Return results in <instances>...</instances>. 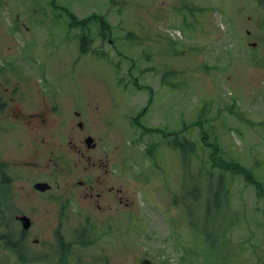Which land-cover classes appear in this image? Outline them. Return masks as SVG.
Instances as JSON below:
<instances>
[{
    "label": "rangeland",
    "instance_id": "obj_1",
    "mask_svg": "<svg viewBox=\"0 0 264 264\" xmlns=\"http://www.w3.org/2000/svg\"><path fill=\"white\" fill-rule=\"evenodd\" d=\"M67 12L102 14L112 44L99 24L70 28ZM0 18L9 90L15 76L32 84L44 73L74 103L81 93L95 99L103 139L120 144L117 170L129 176L116 182L134 199L115 215L92 213L93 224L84 212L42 204L25 259L0 245V264H52L59 221L62 236L89 238L78 248L87 264H264V189L213 166L202 142L216 147L223 167L245 166L264 186V0H0ZM82 33L93 42L79 56ZM29 88L33 103H10L40 108ZM177 130L181 147L163 137ZM11 132H0L6 161L24 154L15 141L25 130ZM7 233L17 229H0Z\"/></svg>",
    "mask_w": 264,
    "mask_h": 264
},
{
    "label": "flooded vegetation",
    "instance_id": "obj_2",
    "mask_svg": "<svg viewBox=\"0 0 264 264\" xmlns=\"http://www.w3.org/2000/svg\"><path fill=\"white\" fill-rule=\"evenodd\" d=\"M0 19L1 31L6 34L8 30L3 24L5 19ZM7 48L8 45L4 44L1 50L5 49L7 52ZM8 66L7 53H4L0 59V132L12 131L14 134L15 131L25 130L26 135L15 141V146L24 149L20 158L6 161L0 157V229H17L14 236L8 233L0 236V245H18L20 252L12 251L23 260L28 231L34 225V215L42 204L53 203L54 209L61 213L67 210L76 214L84 212L86 222L93 224L92 213L112 216L120 207L130 208L134 199L125 195L121 183L116 182V179L122 182V179L129 176L122 175L117 170L121 164L120 144L113 141L111 145H107L103 139V130L108 129L98 126L101 119L97 115L101 114L99 103L83 93L75 97L74 103L56 85V77L49 78L44 73L41 81L36 77L32 78V84L25 82L23 78L18 80L15 76L11 79L14 81V88L9 90ZM30 85L34 97L37 96L40 101V108L26 110L10 103L15 99L21 101V98L23 104L33 103ZM140 112L130 118L135 126L138 125L137 117ZM142 112L145 113L146 110ZM86 115L90 118L89 126L92 129L86 126ZM8 127L10 130H7ZM16 169L19 171H15ZM22 172H27V175L24 176ZM37 183H46L47 186L41 189L36 186ZM20 192L26 197L24 204L16 201L15 195ZM22 217L28 220L27 228L23 227ZM103 222L108 224L106 219ZM64 223L66 222L59 221L56 226L52 264H64L61 257L66 253L59 252L61 246L69 245L68 248L71 249L75 244L72 248L82 249L83 244H87L88 238L83 235L68 238L62 236L60 227ZM35 241L33 239L32 242ZM85 261L81 253L75 254L72 259L75 264H87ZM95 262L97 261L93 264H99Z\"/></svg>",
    "mask_w": 264,
    "mask_h": 264
},
{
    "label": "trees",
    "instance_id": "obj_3",
    "mask_svg": "<svg viewBox=\"0 0 264 264\" xmlns=\"http://www.w3.org/2000/svg\"><path fill=\"white\" fill-rule=\"evenodd\" d=\"M68 16L70 18H68V22H69V26L72 27V26H75V25H81L82 27L84 26H88L90 25L92 22H97L100 26V29H103V34H104V31L105 29L108 30V23L106 22L104 16L100 13H94V12H91L89 13L88 15L84 16V17H81V18H77L76 15H74L73 13L71 12H67ZM109 38V37H107ZM88 37L86 35H81L80 36V41H79V52L80 53H85L87 50V43L89 42L88 41ZM86 45V47H85ZM152 99L148 100L147 103H151ZM202 139H205L204 136H202ZM203 144L207 147L210 148L209 150V159L211 161V164L213 166H216V167H219L222 171H230V172H233V173H238V174H241L244 178V180L250 182L254 188L258 191V192H261V190L264 189V186L262 184L261 181H258L256 180L255 178H253L249 172V170L245 167V166H242L238 163H229V165L227 167H223L222 164L219 163V158L217 157V149L216 147L212 144V143H206L205 140L202 141ZM261 188V190H260ZM78 236H82V233ZM85 237V236H84ZM88 238V237H86ZM87 243H89V238L87 240ZM69 245H65V246H61L59 252L60 253H66V255H64L63 257H61V262L64 263V264H68L70 263L69 261H72L73 257L75 256V254L78 253V249L77 248H71L69 249L68 248ZM5 248H8L10 250H16V251H19L20 252V247L16 244H5L4 245ZM25 250V249H24ZM25 256V254H24ZM24 258V257H23ZM21 257V259H23ZM25 259V258H24ZM23 259V260H24ZM68 262V263H67Z\"/></svg>",
    "mask_w": 264,
    "mask_h": 264
},
{
    "label": "water",
    "instance_id": "obj_4",
    "mask_svg": "<svg viewBox=\"0 0 264 264\" xmlns=\"http://www.w3.org/2000/svg\"><path fill=\"white\" fill-rule=\"evenodd\" d=\"M36 186L39 187V188H41V189H43V188H45L47 185H46V183H37ZM22 219L24 220V222H23V227H24V228H27V226H28V224H27V223H28V220H27L26 218H24V217H22ZM144 262H145V263H148L147 260H144Z\"/></svg>",
    "mask_w": 264,
    "mask_h": 264
}]
</instances>
